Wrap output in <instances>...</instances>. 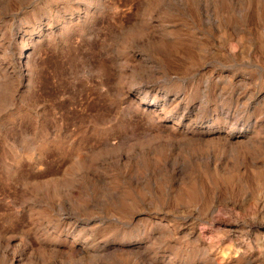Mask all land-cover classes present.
I'll return each instance as SVG.
<instances>
[{
    "label": "rangeland",
    "instance_id": "rangeland-1",
    "mask_svg": "<svg viewBox=\"0 0 264 264\" xmlns=\"http://www.w3.org/2000/svg\"><path fill=\"white\" fill-rule=\"evenodd\" d=\"M0 264H264V0H0Z\"/></svg>",
    "mask_w": 264,
    "mask_h": 264
},
{
    "label": "bare ground",
    "instance_id": "bare-ground-1",
    "mask_svg": "<svg viewBox=\"0 0 264 264\" xmlns=\"http://www.w3.org/2000/svg\"><path fill=\"white\" fill-rule=\"evenodd\" d=\"M236 136H238V135H236Z\"/></svg>",
    "mask_w": 264,
    "mask_h": 264
}]
</instances>
